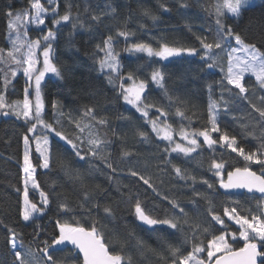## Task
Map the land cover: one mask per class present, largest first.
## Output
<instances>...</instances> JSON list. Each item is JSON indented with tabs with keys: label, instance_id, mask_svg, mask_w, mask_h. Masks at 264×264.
Returning <instances> with one entry per match:
<instances>
[{
	"label": "trees",
	"instance_id": "obj_1",
	"mask_svg": "<svg viewBox=\"0 0 264 264\" xmlns=\"http://www.w3.org/2000/svg\"><path fill=\"white\" fill-rule=\"evenodd\" d=\"M46 8L58 6V12L63 15L66 11V0H57L55 5H48L47 0H41ZM71 11L73 14L79 13V19L83 23V27L72 29L70 23L62 26H53L50 16H45L48 27H42V31L34 26L28 27L29 39L38 38L46 29H51L57 35L54 42L55 63L61 68L63 79L59 77H46L41 84V95L45 105L44 119L48 122H54V112L52 108L53 100L59 102L61 109L65 114L62 123L67 134L71 135L75 131L74 125L68 123L67 116L72 114L73 119L78 118L81 114L83 106H95L96 115L98 117H107L109 127L105 129L108 136L113 140L111 146V160L114 166L122 168L125 171L119 175L111 173L105 169L102 164L96 163L102 169V172H95L88 175L85 172V183L90 186L101 185L105 190L104 193H98L94 197V201L99 202L102 206L110 203L115 209L116 220L108 222L107 233L111 229H115L121 237L127 232L135 233L147 242L152 248L159 249L163 246L164 241H168L173 245H180L183 237L179 232H174L164 226H153L149 229L147 225H143L136 220L132 214L131 204L126 198L122 200L119 192L116 191V184L128 185V188L122 187L125 193L129 188L134 193L140 195L145 207L153 212V215L163 217L165 209L170 208L167 200L162 199L148 189L142 182L137 183L136 179L126 174L129 166H134L137 171L142 174L151 175L158 190L164 196L175 198L180 205L185 208L194 219L205 222L211 220L208 215V202L201 196H195V192L206 195L211 200V207L216 213L220 214L225 221V226L212 224L216 235L225 232L226 238L233 245V248H239L244 241L239 238V226L227 217L223 216L225 207H238L243 214H248L249 210L256 212L257 197L254 194L230 193L224 194L218 190L219 178L214 176L207 169L213 158V152L202 144V148L194 153L190 158L185 159L182 154L177 156L172 153L162 151L166 146V141H157L151 128L144 123L139 113L135 112L131 106L123 103L122 97L119 95L120 80L110 84L108 82V73L102 72L99 68L98 59L102 58V53L96 54V45L101 44L103 39L109 34L116 35L117 30H126L132 33L127 42L123 37H118L114 47L119 52V59L122 66V74L129 71H136V75L140 79L147 82V100L148 102H156L164 105L169 113V123L173 125L174 134L179 131L181 123L188 125V120H183L175 116L177 107L184 108L185 105L172 104L168 107V100L163 96V90L155 86L150 79L153 69H160L164 73V84L173 97H179L186 102V115L191 116V128L201 129L207 122V106L209 103V85H211V95L219 100L221 94L220 81L227 72V50H213L220 57V61L216 67L209 69L207 64L202 61L201 49L197 35L207 36L209 38L215 36L216 22L215 16L210 14L208 9L215 3V0H69ZM28 8V0H0V47L8 48L7 40V21L5 12L11 9L13 12L22 11ZM114 8L115 13L111 15H102V13L110 12ZM145 10L150 15H145ZM99 16L100 19L93 20V16ZM152 17H155L153 19ZM226 26H231L235 31L241 33L249 43H256L257 47L264 51V0H254L252 4L244 6L240 17L230 16L225 13L223 18ZM143 26V27H141ZM163 38L167 43L178 47H194L199 54L186 55L181 54L180 57H169L162 60L158 57H147L143 53L128 54L125 49L133 43L145 42L151 44L154 48H159V44ZM235 41H231L234 46ZM0 67H3L0 65ZM223 69V71H222ZM13 83L9 85L5 91L6 101L21 100L24 95V87L26 78L23 76L22 69L18 71L17 76L12 78ZM131 83L130 81L128 82ZM227 88H231V94L225 90L224 99L229 101L227 107L221 104L218 109L217 118L220 122L222 131H227L229 135H236L238 142L251 150L259 143L257 138L247 136L242 138V125L256 124V136H259L260 126L256 122L259 120L258 113L252 107V103H259L260 98L264 97V89H259L255 79L250 76L245 78V86L249 89L248 99H243L238 93V89L227 85V81L223 80ZM255 90V95L253 94ZM0 91H4L2 81H0ZM5 110H0V261L3 264H18L14 261V256L10 254L8 245V237L10 235L8 228H13L17 233L18 246L19 241H23L26 247L34 250L42 247L41 241L47 239L49 243L53 238L52 233L55 230L57 219V198L56 193L65 192L74 202L79 198V191L74 188L73 184L61 173L55 166L52 170L46 171L37 168V182L41 189L51 194V205L46 215L37 216L30 222H24L19 215L21 207L20 191L22 189V151H23V135L26 132L27 125L22 119H17L14 115H4ZM153 109V113H154ZM195 113V115H193ZM129 117L130 119H120V117ZM137 128L147 131L151 137V143H144L137 135ZM112 129L123 139H116L112 136ZM248 131H253L252 127ZM176 135V134H175ZM213 138L218 139L219 133H213ZM52 150L54 154L63 152L65 145L58 137L50 138ZM131 149L135 153L129 160L121 162V148ZM215 158L219 160L223 154L224 160L227 162L226 169L222 172L225 174L235 167H244L245 161L236 153H232L230 149L215 146ZM31 158L36 165L38 156L33 150ZM70 155V153H69ZM165 157L173 159V163L189 170L191 175L196 177V182L192 180L175 179V173L170 165H165L163 160ZM199 162V163H198ZM147 164V166H145ZM82 169L87 165L81 162L79 165ZM253 171L260 174V166L249 165ZM165 168V173H160L159 169ZM108 175L113 176V181L108 180ZM201 178L208 179L213 183L214 187L209 189L206 184L201 183ZM162 180V182H161ZM53 181H56L53 184ZM37 196L30 194V199L36 201ZM135 197H133L134 202ZM90 206V205H89ZM75 215L80 219L82 226L90 227L91 222L87 216L77 207L75 213H69L67 216H60L61 220L72 221ZM93 215H99L103 218L102 208L93 209ZM41 226L40 235L36 240V225ZM155 229V230H154ZM58 232V230H56ZM157 232L162 233L157 235ZM231 233L236 234L233 240ZM207 239H211V235H207L203 239L206 246ZM133 238L131 244H135ZM264 251V248L259 247ZM22 250V249H21ZM134 252V249H130ZM191 250V244H183L181 251ZM23 251V250H22ZM77 252L73 249L57 250L54 255L61 264H74V256ZM186 254V253H185ZM42 256V253H39ZM206 256V253L203 254ZM80 261L81 258H79ZM137 264H158L156 257L146 254V258H139L134 255Z\"/></svg>",
	"mask_w": 264,
	"mask_h": 264
},
{
	"label": "snow or ice",
	"instance_id": "obj_2",
	"mask_svg": "<svg viewBox=\"0 0 264 264\" xmlns=\"http://www.w3.org/2000/svg\"><path fill=\"white\" fill-rule=\"evenodd\" d=\"M48 5H55L57 0H47ZM248 5V0H215L208 11L215 16L216 33L215 36L209 38L207 36L197 35L203 55L202 61L207 64L209 69L216 67L220 61L214 53L215 50H227V72L220 81L221 94L217 100L211 95V85H209V103L207 106V122L201 129L191 128V116L186 115V102L179 97L170 95L169 90L164 84V73L160 69H153L150 74L151 82L156 84L163 90V96L168 100V107L172 104H183L185 107L176 108L175 116L181 121L188 120L186 126L181 123L179 135L181 141L176 142L174 139L173 125L169 123L170 113L168 109L159 103L148 102L147 100V82L138 78L136 71H129L122 74V66L119 59V52L116 51L114 44L118 37H123L125 42L132 35L126 30H117L116 35L109 34L103 39L102 45H96V54H103L98 59L99 68L102 72L108 73V82L115 84L119 79V95L124 102L131 105L136 113H139L137 119L142 118L144 123L151 128V132L155 134L157 141H166L167 144L162 149L168 153L170 157L172 153L187 159L202 148V144L206 145L213 152V158L208 167V171L219 178V186L223 189H246L248 193H259L261 197L257 199V210L248 214H243L238 207H225L223 216L228 220L234 221L239 225V238L244 241V246L238 250L226 238V233L216 235L214 225L219 224L225 226L222 216L215 212L211 207V200L204 194L195 192V196H201L208 204V215L211 220L205 225L198 219L189 216V213L182 207L175 198L162 195L154 182L151 175L142 174L137 171L134 166H129L126 174L136 179V182H142L153 193L167 200L170 208L165 209L163 217L153 215L149 211L138 193H134L131 188L127 193L121 190L122 187L128 188V185L122 183L116 184V191L119 192L122 200L126 198L131 204L132 214L136 220L143 225H147L149 229L153 226H164L168 229L179 232L183 240L180 245H173L168 241H164L161 248H152L143 239L136 237L134 232H127L123 237L115 230L111 229L107 233L108 222L116 220L115 209L112 204L105 203L100 205L94 201V197L98 193H104L105 190L101 185L90 186L85 183V172L92 175L95 172H102V169L96 163L102 164L105 169L111 173L119 175L125 170L114 166L111 160V146L113 140L105 131L109 127L107 117H98L96 115L95 106L85 105L81 110L78 118L73 119L72 114L67 116L68 123L74 125L75 131L71 135L67 134L62 118L64 113L58 101L53 100L52 108L54 112V122L50 123L44 119V102L41 95V81L46 73H52L56 77L63 79L60 66L55 63L54 42L57 35L51 29L42 36L41 39L31 40L28 35V26L33 25L39 28L45 25V16H51L53 26H62L70 23L72 29L83 27V23L79 19V13L73 14L71 4L66 0V11L63 15L58 12V6L51 7L49 10L41 2V0H28V8L22 11L13 12L11 9L5 12L7 21V40L9 47H0V81H2L4 91H0V110H5L4 115H14L17 119H22L27 125L25 134L23 135V203L19 210L20 218L25 222L33 221L37 216L46 215L52 203V191H44L37 182V168L50 171L57 168L63 175L73 184L80 196L74 202L65 192L56 193L57 198V219L55 230L52 233L51 243L47 239L41 241L42 247L38 251L31 247H26L23 241H19L17 233L13 228L9 227L10 233L8 237L9 252L14 256V261L18 264H61L55 258L54 253L58 250L57 246H73V251L78 250L74 256V264H137L134 255L139 258H146V254L156 257L158 264H257V257H264V251H258V246L264 248V97L260 98V102L252 103V109L258 113L259 120L256 122L260 126L259 136H256V124L242 125V138L252 136L259 140L255 148L246 150L237 139L236 135H229L225 130L222 131L220 122L217 118L218 109L223 104L227 107L229 101L224 99V91L230 94L231 88H227L223 80L227 81V85L238 89L237 95L243 99H248L246 95L249 89L245 86L246 74L254 77L256 85L259 89H264V51L257 47L256 43H249L241 33L237 32L231 26L224 23L225 13L234 17H240L242 8ZM115 13L112 8L110 12L102 13V15H111ZM145 15H150L145 10ZM155 19V17H152ZM93 20H99V16H93ZM46 26V25H45ZM143 27V26H141ZM42 31V29H41ZM235 41L236 46L231 45V41ZM38 50H41L38 52ZM125 51L129 53H144L147 57H159L165 60L169 57H180L182 53L188 55H197V49L194 47H178L167 43L163 38L159 44V48H154L151 44L138 42L130 44ZM42 56V66L40 57ZM22 69L23 74L27 77L24 87V96L22 100L6 101L5 91L9 85L13 83L12 78L17 76L18 71ZM223 71V69H222ZM131 82L130 84L128 82ZM34 86V102L33 89ZM255 95V90H253ZM153 109L155 110L153 113ZM195 115V113H193ZM120 119H130L129 117H120ZM252 127L253 131H248ZM112 136L116 139H123L115 129H112ZM213 133H219L218 139L213 138ZM50 134H54L60 141L64 142L65 148L63 152L54 154L50 142ZM136 135L144 142L151 143L150 134L142 128H137ZM203 138L202 144L199 138ZM35 145V152L38 156L35 159L38 163L34 166L33 159L30 158V145ZM230 149L232 153H236L246 162L244 167H235L232 171L227 172V179L222 176V172L226 169L227 162L220 155L219 160L215 158L216 147ZM70 153V155H69ZM135 153L131 149L121 148L120 161L129 160ZM81 162L87 165L86 170L77 166ZM165 165H170L175 173V179L196 182V177L191 175L189 170L173 163V159L165 157L163 160ZM199 163V162H198ZM260 166V174L253 171L249 165ZM147 166V164L145 165ZM160 173H165V168L159 169ZM108 180L113 181V176L108 175ZM162 182V180H161ZM56 181H53L55 184ZM201 183L206 184L209 189L214 187L208 179L201 178ZM29 186L34 192L39 193V207L37 202L30 199ZM133 197H135L133 202ZM90 205V206H89ZM77 207L87 216L91 222L90 227L82 226L80 219L75 215L72 221L61 220L60 216H67L69 213H75ZM104 213L103 218L99 215H93V209H101ZM41 226L36 225V240L40 235ZM58 230V232L56 231ZM155 230V229H154ZM162 233L157 232V235ZM207 235H211V239H207L206 246L203 239ZM235 240L236 234H230ZM135 238L136 243L131 244V240ZM183 244H191V250L181 251ZM23 251H22V250ZM130 249H134V252ZM42 253V256L39 255ZM186 253V254H185ZM206 253V256L203 254ZM219 254V255H218ZM82 256V261L79 257ZM3 264V261H0ZM264 264V259L260 261Z\"/></svg>",
	"mask_w": 264,
	"mask_h": 264
},
{
	"label": "rangeland",
	"instance_id": "obj_3",
	"mask_svg": "<svg viewBox=\"0 0 264 264\" xmlns=\"http://www.w3.org/2000/svg\"><path fill=\"white\" fill-rule=\"evenodd\" d=\"M254 0H248V5H250V4H252V2H253ZM50 10V9H49ZM228 14V13H227ZM228 15H230L231 16V14H228ZM47 16V15H46ZM51 17V16H50ZM52 17H51V22H52ZM46 25V26H45ZM45 25H41V26H39V29H41L42 27H48V25H49V23H46V21H45ZM30 26H33V25H29L28 27H30ZM34 27H36V26H34ZM37 28V27H36ZM47 31H48V29H46V31H44L43 33H41V36L40 37H38V38H33L32 40H36V39H41L42 38V36L44 35V34H46L47 33ZM234 46H236L235 44H234ZM39 51H41V50H38V52ZM128 54H136V53H129L128 51H127V55ZM144 54V53H143ZM182 54H186V55H188L187 53H182ZM146 55V54H145ZM159 58V57H158ZM42 56L40 57V61H41V64H38L37 66L38 67H40V66H42ZM249 76V74H246V76ZM23 76H24V74H23ZM55 75L54 74H52V73H46L45 74V77H44V79L46 78V77H54ZM24 78H26V81H27V77H25L24 76ZM254 78V77H253ZM43 79V80H44ZM43 80L41 81V84H42V82H43ZM154 84V83H153ZM155 86H157L156 84H154ZM31 91L33 92V97H30L31 99H33V102H34V86H33V89H31ZM24 96V95H23ZM23 99V98H22ZM21 99V100H22ZM122 100H123V98H122ZM123 103L126 105V106H131V105H128V104H126L125 102H124V100H123ZM51 137H55V135L54 134H50V138ZM174 139L176 140V142H179V143H186L185 141H181L180 140V137H179V135H175L174 134ZM203 140V138L201 137V138H199V142L200 141H202ZM34 151L35 152V145L34 144H31L30 145V158H31V151ZM23 151H24V145H23ZM23 151H22V153H23ZM36 153V152H35ZM38 154V153H37ZM21 164H22V167H23V155H22V161H21ZM34 166H35V164H34ZM22 175H23V173H22ZM23 191H24V183H23V178H22V189H21V191H20V196H21V205H22V203H23ZM29 193L30 194H34L35 196H37V198H36V201H33V202H37V204H38V206L39 207H43V205H40L38 202H39V193L38 192H34L32 189H31V187L29 186ZM25 222V221H24ZM239 226V225H238ZM219 255V254H218Z\"/></svg>",
	"mask_w": 264,
	"mask_h": 264
},
{
	"label": "water",
	"instance_id": "obj_4",
	"mask_svg": "<svg viewBox=\"0 0 264 264\" xmlns=\"http://www.w3.org/2000/svg\"><path fill=\"white\" fill-rule=\"evenodd\" d=\"M232 170H229V171H232ZM224 179L225 180L227 179V173L225 174ZM217 188H218L219 191H221L224 194L241 193V192H244V193H247V194H251V195L253 194V193H248L246 189H223V188H220L219 184L217 185ZM254 195H256L257 197H261V194H259V193H255ZM243 246H244V243H243V245L241 247H243ZM57 247H58V250L66 249V248H69L71 250L73 249V246H71V245H67L66 247L65 246H57ZM241 247H239V248H241ZM239 248H236V250H238ZM75 251L78 253V250H75ZM258 251H261V250H259V248H258ZM79 258H81V260H82V256H80ZM262 259H264V257H257V264H260V261Z\"/></svg>",
	"mask_w": 264,
	"mask_h": 264
}]
</instances>
